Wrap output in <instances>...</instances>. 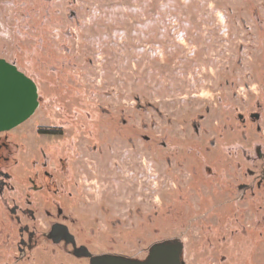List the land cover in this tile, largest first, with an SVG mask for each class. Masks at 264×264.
<instances>
[{
  "label": "rangeland",
  "instance_id": "obj_1",
  "mask_svg": "<svg viewBox=\"0 0 264 264\" xmlns=\"http://www.w3.org/2000/svg\"><path fill=\"white\" fill-rule=\"evenodd\" d=\"M0 58L38 95L0 132V264H264V0H0Z\"/></svg>",
  "mask_w": 264,
  "mask_h": 264
},
{
  "label": "water",
  "instance_id": "obj_2",
  "mask_svg": "<svg viewBox=\"0 0 264 264\" xmlns=\"http://www.w3.org/2000/svg\"><path fill=\"white\" fill-rule=\"evenodd\" d=\"M37 97L34 81L16 65L0 58V132L27 120L38 106ZM181 248L179 243H158L145 260L100 255L91 257L90 264H179Z\"/></svg>",
  "mask_w": 264,
  "mask_h": 264
},
{
  "label": "flooded vegetation",
  "instance_id": "obj_3",
  "mask_svg": "<svg viewBox=\"0 0 264 264\" xmlns=\"http://www.w3.org/2000/svg\"><path fill=\"white\" fill-rule=\"evenodd\" d=\"M63 236L66 241L73 242L72 236H70L68 230L64 226L55 224L51 227L50 238L53 241H58Z\"/></svg>",
  "mask_w": 264,
  "mask_h": 264
}]
</instances>
